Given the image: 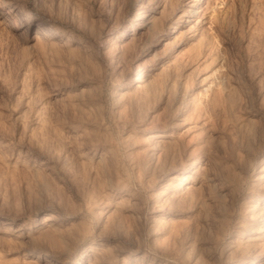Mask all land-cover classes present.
Here are the masks:
<instances>
[{
    "label": "rangeland",
    "instance_id": "374dc122",
    "mask_svg": "<svg viewBox=\"0 0 264 264\" xmlns=\"http://www.w3.org/2000/svg\"><path fill=\"white\" fill-rule=\"evenodd\" d=\"M191 1L0 0V264H264V0Z\"/></svg>",
    "mask_w": 264,
    "mask_h": 264
},
{
    "label": "bare ground",
    "instance_id": "6f19581e",
    "mask_svg": "<svg viewBox=\"0 0 264 264\" xmlns=\"http://www.w3.org/2000/svg\"><path fill=\"white\" fill-rule=\"evenodd\" d=\"M202 1L203 0H192L190 4L188 5V7L186 8V10L184 11V13L182 14V17L189 18V17L194 16L196 13H198L199 4ZM180 28H181L180 25L173 24L170 27V29H168L167 31L163 33V36L164 37L174 36L177 33H179ZM134 80H137V78ZM156 136L157 134L155 133H152L150 135L151 138L156 137ZM156 146L153 148H156ZM199 160L200 158L197 157L195 161H193L192 164L198 165L197 162H199ZM259 162H264V158L259 159ZM261 178L264 179V175H262ZM45 218L49 219L50 217H45ZM248 220L250 223H249V227L247 228V235H244V237L246 238V241L249 240L248 242H246L247 246L251 243L253 248H255L256 245L259 243H256L254 240H256L257 237L260 236L261 234H262L261 236H264V191L262 195L257 199L256 203L251 205V211H250ZM248 234L250 235L248 236ZM26 255H29V254H26ZM40 257L41 255H38V258ZM240 259H243V257ZM46 262H51V261L47 259Z\"/></svg>",
    "mask_w": 264,
    "mask_h": 264
}]
</instances>
